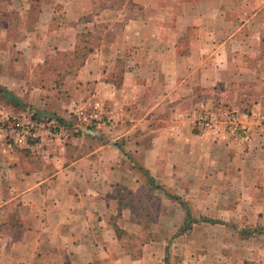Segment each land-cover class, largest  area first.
<instances>
[{
    "label": "crops",
    "instance_id": "obj_1",
    "mask_svg": "<svg viewBox=\"0 0 264 264\" xmlns=\"http://www.w3.org/2000/svg\"><path fill=\"white\" fill-rule=\"evenodd\" d=\"M101 4H117L121 34L63 72L98 3L74 0L64 27L44 3L0 0V110L68 127L40 151L0 135V264H167L189 216L190 244L264 220V0ZM77 104L96 127L78 128ZM224 105L245 135L200 127L197 111ZM147 212L165 225L135 247Z\"/></svg>",
    "mask_w": 264,
    "mask_h": 264
},
{
    "label": "rangeland",
    "instance_id": "obj_2",
    "mask_svg": "<svg viewBox=\"0 0 264 264\" xmlns=\"http://www.w3.org/2000/svg\"><path fill=\"white\" fill-rule=\"evenodd\" d=\"M73 1L74 0H28V4H30L32 8H36V10H40L43 3L47 6H51V11L48 12L47 17H44L43 20L46 23H49L51 18H53L54 24L52 25L60 24L59 26L69 27V25H73V21H76L73 20ZM80 1L84 2L85 0ZM95 1L98 3V8L89 14L90 17H87L86 14H81V17L78 18L79 22L86 21L87 19L91 20V18L94 21H97L95 22L94 28L88 30L83 29L78 35L79 40L77 41L75 47L71 50H63V56L58 60H55V62L60 63L59 66L63 69V72L65 68L73 71L81 65L87 54L100 47L103 38L113 39L121 34L118 22L119 19H122L123 17L117 11V4H113L112 8L114 9L112 11H102L103 8L101 3H103V0ZM108 6L109 5H106V7ZM226 106L228 105H224V108L216 107L197 111L198 115H203L205 113L206 115L214 116L216 118L214 128L205 129L201 125L200 127H202L205 132L213 131L220 133L222 128L223 132L233 131L241 136L245 135L244 133L247 132V129L243 128L240 123L235 120L236 116L233 114H236V112L227 109ZM77 107H79V105ZM221 108L222 110H220ZM2 111L9 112L3 108L0 112ZM76 112L77 110L73 111V115L77 117L78 128L82 126L84 128L97 126L94 124L97 120L96 117L91 119L93 122L83 121L81 119L82 115L90 114L87 113L88 111L84 108V106L80 107L79 114ZM260 117L261 120L257 126L264 131V116L260 115ZM198 121L200 122L199 119ZM47 141L55 142L51 135L47 136ZM31 147L34 146L32 145ZM146 215H148V219L142 220L141 226L143 229H145L144 226L147 229L143 231V236H139L136 242L133 243L135 247L141 242L150 240L151 238H157V236H153L151 234L148 235V230L151 229V227L152 229H159L162 225H165L161 221L157 222L156 220L149 218V215L151 214L148 212ZM226 222L229 223V225L227 224V228L224 227L221 231L215 232L210 230V235H208V229H206L205 233L200 235V237L195 238V240L200 239V243L198 244H195L193 241L190 244L186 240L188 229H183V224L179 229L181 234H174L173 236L168 235L167 237V264H264V233L253 234V232H251L252 235L247 237L245 232H243V230L249 226H260L264 229V220L257 222L256 224L252 223L251 220L231 221L233 225H231L229 220ZM236 226L240 230L241 235L237 232V229H235ZM189 245H191V247ZM195 246L198 248H195ZM2 261L3 257L0 256V262ZM30 263L41 264L42 262H37L35 260ZM2 264H5V261ZM19 264H23V262H19ZM67 264H69V262Z\"/></svg>",
    "mask_w": 264,
    "mask_h": 264
},
{
    "label": "built area",
    "instance_id": "obj_3",
    "mask_svg": "<svg viewBox=\"0 0 264 264\" xmlns=\"http://www.w3.org/2000/svg\"><path fill=\"white\" fill-rule=\"evenodd\" d=\"M77 114L80 113V107L76 108ZM82 113V111H81ZM95 116L93 114L82 115L83 121H91ZM201 125L205 129H211L215 126V117L198 115ZM67 125L61 123L56 118L37 117L33 112L23 116H15L9 112H0V135L10 144H19L21 141H27L37 150H43L46 145L47 136L51 135L54 140H64L67 133Z\"/></svg>",
    "mask_w": 264,
    "mask_h": 264
},
{
    "label": "trees",
    "instance_id": "obj_4",
    "mask_svg": "<svg viewBox=\"0 0 264 264\" xmlns=\"http://www.w3.org/2000/svg\"><path fill=\"white\" fill-rule=\"evenodd\" d=\"M35 115L37 116V117H41V116H38L39 114H37L36 112H35ZM56 118V117H55ZM57 120H59V121H62L60 118H56ZM193 223V220L192 219H190V216L187 218V220L185 221V225H184V228L183 229H189V228H191V224ZM243 232H245V235L247 236V237H249V236H251L252 234H251V232H253V234H259V233H264V229H262L260 226H255V227H251V226H249V227H246L245 228V230H243ZM166 258H168V256H166ZM166 261H167V263H168V259H166Z\"/></svg>",
    "mask_w": 264,
    "mask_h": 264
}]
</instances>
